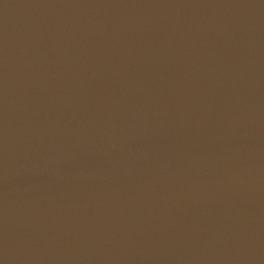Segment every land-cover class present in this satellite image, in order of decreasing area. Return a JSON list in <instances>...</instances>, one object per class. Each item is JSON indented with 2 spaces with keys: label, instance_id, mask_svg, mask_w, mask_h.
Instances as JSON below:
<instances>
[{
  "label": "water",
  "instance_id": "water-1",
  "mask_svg": "<svg viewBox=\"0 0 264 264\" xmlns=\"http://www.w3.org/2000/svg\"><path fill=\"white\" fill-rule=\"evenodd\" d=\"M0 264H264V0H0Z\"/></svg>",
  "mask_w": 264,
  "mask_h": 264
}]
</instances>
